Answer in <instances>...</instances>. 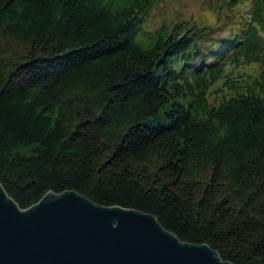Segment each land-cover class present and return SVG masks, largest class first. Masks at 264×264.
I'll list each match as a JSON object with an SVG mask.
<instances>
[{
    "label": "trees",
    "instance_id": "trees-1",
    "mask_svg": "<svg viewBox=\"0 0 264 264\" xmlns=\"http://www.w3.org/2000/svg\"><path fill=\"white\" fill-rule=\"evenodd\" d=\"M158 2L0 0V184L22 209L73 190L264 264V0L238 26L150 30Z\"/></svg>",
    "mask_w": 264,
    "mask_h": 264
},
{
    "label": "water",
    "instance_id": "water-1",
    "mask_svg": "<svg viewBox=\"0 0 264 264\" xmlns=\"http://www.w3.org/2000/svg\"><path fill=\"white\" fill-rule=\"evenodd\" d=\"M0 264L231 263L205 243L181 241L152 214L73 190L47 192L22 209L0 184Z\"/></svg>",
    "mask_w": 264,
    "mask_h": 264
},
{
    "label": "rangeland",
    "instance_id": "rangeland-1",
    "mask_svg": "<svg viewBox=\"0 0 264 264\" xmlns=\"http://www.w3.org/2000/svg\"><path fill=\"white\" fill-rule=\"evenodd\" d=\"M219 1H222L223 7L220 13L221 17L216 19V12L209 9L211 0H159L158 6L154 7L147 17L146 26L150 30L157 29L163 24H168L175 16L194 18L201 22L220 23L222 26L226 24L238 26L242 12L248 10L250 0H239L236 4L233 3V0ZM230 1H232V6H228ZM228 33L229 28L222 27L214 37L219 39ZM194 63L199 65L200 61L195 60Z\"/></svg>",
    "mask_w": 264,
    "mask_h": 264
}]
</instances>
